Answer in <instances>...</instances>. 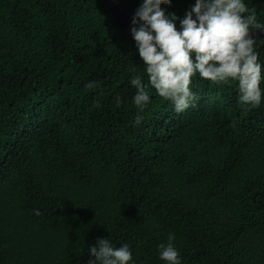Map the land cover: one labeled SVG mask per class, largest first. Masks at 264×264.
Returning <instances> with one entry per match:
<instances>
[{"label": "trees", "instance_id": "16d2710c", "mask_svg": "<svg viewBox=\"0 0 264 264\" xmlns=\"http://www.w3.org/2000/svg\"><path fill=\"white\" fill-rule=\"evenodd\" d=\"M254 50L264 76V34ZM132 72L103 0H0V264H87L103 236L164 264L169 233L180 264H264V78L256 106L194 76L185 110L152 92L138 113Z\"/></svg>", "mask_w": 264, "mask_h": 264}, {"label": "clouds", "instance_id": "9594fccd", "mask_svg": "<svg viewBox=\"0 0 264 264\" xmlns=\"http://www.w3.org/2000/svg\"><path fill=\"white\" fill-rule=\"evenodd\" d=\"M172 0H139L129 33L143 73L132 72L131 103L138 113L150 101V93L169 101L175 112L185 110L194 99L190 88L194 76L212 83L234 81L241 106L261 103L262 64L254 50L253 29L264 30L256 12L245 0H194L182 17L161 5ZM178 25V26H177ZM119 105V96L115 97ZM137 119L140 116L137 115ZM39 215L38 209H33ZM169 233L156 245L164 264H180L181 257ZM87 264H136L127 242L113 245L105 236L88 247Z\"/></svg>", "mask_w": 264, "mask_h": 264}, {"label": "water", "instance_id": "95a60500", "mask_svg": "<svg viewBox=\"0 0 264 264\" xmlns=\"http://www.w3.org/2000/svg\"><path fill=\"white\" fill-rule=\"evenodd\" d=\"M109 12L113 16L117 26L119 29L126 35L127 37L131 38L129 33L130 27V20L125 14V9L122 3V0H103ZM254 38L259 37L264 34V30L260 29H253ZM132 39V38H131Z\"/></svg>", "mask_w": 264, "mask_h": 264}]
</instances>
